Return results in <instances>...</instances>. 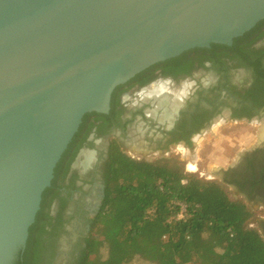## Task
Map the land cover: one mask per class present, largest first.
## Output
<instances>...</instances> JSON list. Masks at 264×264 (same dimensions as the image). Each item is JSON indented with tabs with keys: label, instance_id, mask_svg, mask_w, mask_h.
<instances>
[{
	"label": "water",
	"instance_id": "95a60500",
	"mask_svg": "<svg viewBox=\"0 0 264 264\" xmlns=\"http://www.w3.org/2000/svg\"><path fill=\"white\" fill-rule=\"evenodd\" d=\"M263 19L264 0H0V264L25 250L86 114L151 65Z\"/></svg>",
	"mask_w": 264,
	"mask_h": 264
},
{
	"label": "flooded vegetation",
	"instance_id": "af4514ba",
	"mask_svg": "<svg viewBox=\"0 0 264 264\" xmlns=\"http://www.w3.org/2000/svg\"><path fill=\"white\" fill-rule=\"evenodd\" d=\"M157 86L169 97L161 105V96H148ZM88 114L47 197L30 264H83L115 151L136 162L201 173L196 148L212 134L261 129L264 19L231 45L212 44L151 65L113 91L107 113ZM86 155L91 159L84 164ZM208 174L250 210L264 209V138Z\"/></svg>",
	"mask_w": 264,
	"mask_h": 264
},
{
	"label": "trees",
	"instance_id": "16d2710c",
	"mask_svg": "<svg viewBox=\"0 0 264 264\" xmlns=\"http://www.w3.org/2000/svg\"><path fill=\"white\" fill-rule=\"evenodd\" d=\"M67 151L14 264H30L35 232ZM109 166L83 264H130L136 258L152 264H264V237L248 227L253 212L219 182L136 162L118 151Z\"/></svg>",
	"mask_w": 264,
	"mask_h": 264
},
{
	"label": "rangeland",
	"instance_id": "374dc122",
	"mask_svg": "<svg viewBox=\"0 0 264 264\" xmlns=\"http://www.w3.org/2000/svg\"><path fill=\"white\" fill-rule=\"evenodd\" d=\"M261 124L263 126L264 122H261ZM259 132L260 130L253 132L247 128L242 130L229 129L217 131L215 134H212L208 140H206V144H204L202 147L198 146L196 148L198 159H200L199 168L201 169V173L187 172L186 175H194L206 181L219 182L217 176H212V174H208V176H206L205 173H210L217 168L227 166L228 164L234 162L243 149L249 148L259 142ZM232 143L236 144L237 146L231 148ZM223 148H228V152H223ZM227 192L231 199H236L230 191L227 190ZM252 212L254 216L249 221L248 227L258 230L263 235L261 227L264 225V209ZM102 255L103 257L106 256L105 249L102 250ZM130 264L152 263L146 262L140 258H136Z\"/></svg>",
	"mask_w": 264,
	"mask_h": 264
},
{
	"label": "bare ground",
	"instance_id": "6f19581e",
	"mask_svg": "<svg viewBox=\"0 0 264 264\" xmlns=\"http://www.w3.org/2000/svg\"><path fill=\"white\" fill-rule=\"evenodd\" d=\"M162 91H163V86H159V87L157 86V87H155V89L152 92L149 93L148 96L153 97V98H157L158 96H161L162 95ZM168 99H169L168 96H163L162 97V100H161V102H160L159 105H161L163 102H167ZM172 103L173 104H176L177 101L175 100ZM259 133H260L259 134L260 139H263L264 138V125L260 129V132ZM90 159H91V156L86 155V160L84 161V164H87L90 161Z\"/></svg>",
	"mask_w": 264,
	"mask_h": 264
}]
</instances>
